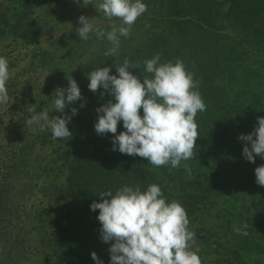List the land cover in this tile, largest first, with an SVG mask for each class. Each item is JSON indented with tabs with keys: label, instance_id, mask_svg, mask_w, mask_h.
<instances>
[{
	"label": "trees",
	"instance_id": "obj_1",
	"mask_svg": "<svg viewBox=\"0 0 264 264\" xmlns=\"http://www.w3.org/2000/svg\"><path fill=\"white\" fill-rule=\"evenodd\" d=\"M38 2H48L46 10L50 17L57 18L63 11H68L69 17L76 15L73 12L87 13L83 0H33L32 3L0 0V40L14 36L27 43L33 42L38 32L31 29L34 20L30 17ZM100 2L102 0H91V4ZM143 2L148 6L147 17L145 23L136 26L138 38L130 39L133 45L129 43L126 53L119 57L105 56L112 45L102 42L96 52H87L84 63L79 60L76 63L79 65L74 69L73 79L83 99L65 109L67 115H71L72 107L79 110L68 124L72 138L54 140L48 129L45 134L30 136L33 147L46 142L59 147L44 169L38 166L45 172L41 178L49 176L54 183V192L47 195L48 199L50 202L56 199L59 203L49 212L44 209V214L39 216L43 230L51 234L47 242L52 244L53 264H97L92 252L103 264H111L109 249L115 242L102 241V225L97 219L99 210L92 211L91 204L102 202L100 194L103 191L115 192L125 185H139L143 191L151 184L161 187L168 202L178 201L185 207L189 228L210 218L209 208L227 198L225 203L231 205V210L215 213L218 225L205 235L202 232L203 237L212 236L218 242L216 251L199 255L202 264H256L252 257L257 247H262L256 241L255 224L264 230V186L256 183L255 169L264 165V158L256 156L255 163L247 161L242 154L247 142L238 137L252 133L258 126L257 118L264 117V0ZM226 5H230L227 11L224 10ZM87 42L95 43L98 39L90 37ZM83 43L85 41L76 42L74 46L82 47ZM156 54L161 55L162 63L183 60L188 71L194 73V79L199 81L198 90L206 104V111L196 116L199 139L194 157L181 161L178 168L170 164L155 167L139 156L113 151L114 134L98 135L94 127L99 115L96 109L110 100L115 101L111 95L102 96L103 89L96 93L89 89L88 73L99 67H110V74L118 75L116 67L128 59L139 63V68L130 71L143 79L151 76L145 71L144 61ZM60 75L63 79L57 85L67 88L69 76ZM81 103H85V107L80 108ZM52 114L64 115L55 109ZM140 114L143 116L142 109ZM123 131L121 121L116 135ZM23 153L31 154L25 150L13 152L17 156ZM245 222L247 228L243 227ZM234 226L248 235L238 234ZM222 230L225 237L214 234ZM226 237L230 238L226 240ZM45 241L42 237L40 242L44 244Z\"/></svg>",
	"mask_w": 264,
	"mask_h": 264
},
{
	"label": "clouds",
	"instance_id": "obj_2",
	"mask_svg": "<svg viewBox=\"0 0 264 264\" xmlns=\"http://www.w3.org/2000/svg\"><path fill=\"white\" fill-rule=\"evenodd\" d=\"M84 6L91 0H83ZM230 5H226L227 11ZM148 9L143 0H102L96 10L106 19L121 21L112 23L110 31H105L96 23V18L80 16L82 27L75 31L80 40L87 42L90 34L105 38L112 47L105 56H115L120 49V37H128L137 19ZM145 71L151 76L133 74L130 69L139 68V63L125 59L116 67L118 75H111L110 67H99L88 73L89 89L103 95H111L108 101L96 109L99 114L95 123L98 135L112 133L113 151L129 156H139L155 167L171 165L178 168L181 161L194 157V149L199 139L196 116L206 111V104L199 92V81L188 71L181 59L161 62V55L144 61ZM10 79L9 63L0 57V104L9 102L7 83ZM67 88H57L53 105L61 116H49L46 109L37 112V105L27 107L30 118L27 127L38 125L40 130H50L52 139L68 141L72 138L68 124L78 114L76 107L71 115L65 113L69 105L83 99L81 89L75 79L68 78ZM86 103V102H85ZM80 104V108L85 107ZM143 110V116L140 112ZM258 126L248 135H240L239 140L247 142L243 156L251 163L256 156L264 158V117H258ZM123 121L125 131H118ZM248 144L251 146L249 147ZM186 170L190 169L187 164ZM256 183L264 186V165L255 169ZM110 197V199L106 198ZM102 202H93L91 210H99L101 239L105 243L114 241L109 249L111 264H202L196 244V233L189 228L190 220L184 206L178 201L168 202L158 184H151L146 190L139 185L122 186L115 192L103 191ZM245 222L243 227L247 228ZM234 231L248 235L234 226ZM97 264H103L95 252L91 253Z\"/></svg>",
	"mask_w": 264,
	"mask_h": 264
},
{
	"label": "rangeland",
	"instance_id": "obj_3",
	"mask_svg": "<svg viewBox=\"0 0 264 264\" xmlns=\"http://www.w3.org/2000/svg\"><path fill=\"white\" fill-rule=\"evenodd\" d=\"M32 1L29 0V3ZM77 3L79 6L83 5L81 2ZM47 5L48 2L40 4L38 2L30 17L34 20L31 29L38 32L33 42L27 43L15 39L14 36L0 40V57L8 60L10 70V79L7 83L10 99L7 104H0V264H53L52 244L50 241L47 242L51 234L50 231L46 234L43 230L39 216L44 214V209L49 212L51 208L58 207L59 203L56 199L50 202L47 197L54 192L52 178L41 176L45 175L44 165L50 162L49 159L54 158L53 152H57L59 147L49 145L47 142L43 146L40 144L36 147L31 146L35 133L45 134L46 129L41 131L38 125L26 126L25 121L31 115L27 107L37 105V112L46 109L48 113L50 112L49 116H54L52 114L54 93L59 88L57 85L59 80L63 79L60 73L73 78L74 69L79 65L76 63L79 61L84 63L87 52H96L98 47L101 48L102 42L105 45L109 42L106 37L98 38L95 33H91V39L94 36L98 39L96 44L85 42L83 49L74 46L76 42L82 43L75 31L82 27L78 22L80 16L96 18V23L99 26L104 25L105 31H110L112 23L117 26L121 23L115 18L109 21L105 16L102 17L96 10L98 5L96 3L86 5L87 13L73 12L76 15L69 17L70 13L63 11L57 18L47 14ZM145 14L146 12L137 19L128 37H120V49L116 57L126 53L129 43L130 46L133 45L131 38H138L135 28L145 23L144 18L147 17ZM84 54L86 56H82ZM52 85L54 88L50 87ZM256 114L259 115L260 112L256 110ZM19 150L29 151L31 154L23 153L17 156ZM39 165H42L43 169L38 168ZM49 170L50 167L47 168V172ZM226 199H221L217 206L209 208L210 218L190 226V230L196 233L199 255L203 252L216 251L218 248L215 237L209 235L210 237L205 238L203 235L207 231H213L218 225L215 213L231 210V205L225 203ZM255 233L258 237L257 244L262 248L257 247L252 259L256 264H264V230L255 224ZM214 234L221 238L225 237L224 230ZM42 237L46 239L44 244L40 242ZM229 238L226 237V240Z\"/></svg>",
	"mask_w": 264,
	"mask_h": 264
}]
</instances>
